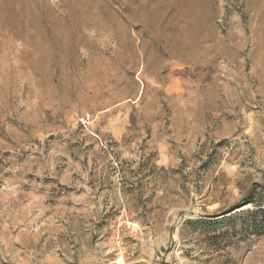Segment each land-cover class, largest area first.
I'll use <instances>...</instances> for the list:
<instances>
[{"label": "rangeland", "instance_id": "rangeland-1", "mask_svg": "<svg viewBox=\"0 0 264 264\" xmlns=\"http://www.w3.org/2000/svg\"><path fill=\"white\" fill-rule=\"evenodd\" d=\"M259 205L264 0H0V264H264Z\"/></svg>", "mask_w": 264, "mask_h": 264}, {"label": "trees", "instance_id": "trees-1", "mask_svg": "<svg viewBox=\"0 0 264 264\" xmlns=\"http://www.w3.org/2000/svg\"><path fill=\"white\" fill-rule=\"evenodd\" d=\"M252 204V201L247 198L245 205ZM258 209L247 211L245 215L249 218L248 227L255 229V233L264 234V208L262 205L256 206ZM251 218V219H250Z\"/></svg>", "mask_w": 264, "mask_h": 264}, {"label": "water", "instance_id": "water-1", "mask_svg": "<svg viewBox=\"0 0 264 264\" xmlns=\"http://www.w3.org/2000/svg\"><path fill=\"white\" fill-rule=\"evenodd\" d=\"M241 208V207H240ZM234 211V210H233Z\"/></svg>", "mask_w": 264, "mask_h": 264}]
</instances>
